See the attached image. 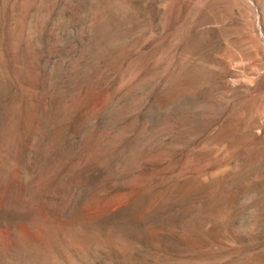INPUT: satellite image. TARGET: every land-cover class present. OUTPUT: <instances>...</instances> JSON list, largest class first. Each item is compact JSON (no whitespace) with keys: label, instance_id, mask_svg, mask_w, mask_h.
Segmentation results:
<instances>
[{"label":"rangeland","instance_id":"obj_1","mask_svg":"<svg viewBox=\"0 0 264 264\" xmlns=\"http://www.w3.org/2000/svg\"><path fill=\"white\" fill-rule=\"evenodd\" d=\"M0 264H264V0H0Z\"/></svg>","mask_w":264,"mask_h":264},{"label":"bare ground","instance_id":"obj_2","mask_svg":"<svg viewBox=\"0 0 264 264\" xmlns=\"http://www.w3.org/2000/svg\"><path fill=\"white\" fill-rule=\"evenodd\" d=\"M262 83H263V82H262ZM262 83H261V84H262Z\"/></svg>","mask_w":264,"mask_h":264}]
</instances>
